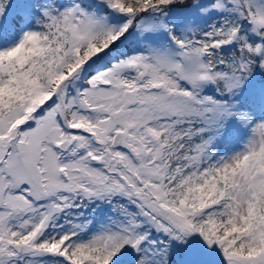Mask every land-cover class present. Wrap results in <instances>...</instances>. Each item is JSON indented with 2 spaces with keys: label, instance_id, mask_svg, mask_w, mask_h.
Instances as JSON below:
<instances>
[{
  "label": "snow or ice",
  "instance_id": "obj_1",
  "mask_svg": "<svg viewBox=\"0 0 264 264\" xmlns=\"http://www.w3.org/2000/svg\"><path fill=\"white\" fill-rule=\"evenodd\" d=\"M0 264H264V0H0Z\"/></svg>",
  "mask_w": 264,
  "mask_h": 264
}]
</instances>
